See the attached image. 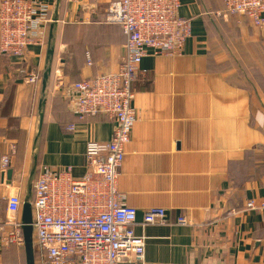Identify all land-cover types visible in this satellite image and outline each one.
<instances>
[{
    "label": "crops",
    "instance_id": "obj_1",
    "mask_svg": "<svg viewBox=\"0 0 264 264\" xmlns=\"http://www.w3.org/2000/svg\"><path fill=\"white\" fill-rule=\"evenodd\" d=\"M33 1L50 9L43 44L20 58L0 55V161H10L0 165V264H26L23 246L1 243L6 198L31 204L43 167H70L81 179L86 144L111 138L106 117L77 119L65 100L69 85L116 72L124 55L121 29L103 21L114 0ZM180 2L191 36L181 55L148 53L140 63L137 120L117 189L136 210L142 264H264V219L246 209L264 202V28L215 18L221 0ZM30 74L36 83L26 81ZM154 208L164 210L165 223L143 225Z\"/></svg>",
    "mask_w": 264,
    "mask_h": 264
},
{
    "label": "built area",
    "instance_id": "obj_2",
    "mask_svg": "<svg viewBox=\"0 0 264 264\" xmlns=\"http://www.w3.org/2000/svg\"><path fill=\"white\" fill-rule=\"evenodd\" d=\"M223 10L215 18L239 16L258 29L264 28V0H221ZM180 0H114L104 23L120 27L124 55L113 73L94 76L69 85L65 100L79 121L104 116L113 123L107 142L90 141L84 152L85 175L78 180L72 170L41 168L33 186L32 229L40 264H142L144 238L134 234L136 210L123 203L117 189L119 168L137 120L133 84L142 59L179 56L191 36V20L179 16ZM50 9L33 0H0V55L20 58L29 46L43 44L42 31L52 22ZM89 63V62H88ZM30 74L26 81L36 83ZM58 79V85L62 86ZM73 131V126L67 128ZM10 165L9 157L0 161ZM4 246H23L22 202L6 198ZM264 219V202L246 203ZM165 223L163 209L143 214V225ZM177 224L185 225L184 217Z\"/></svg>",
    "mask_w": 264,
    "mask_h": 264
},
{
    "label": "water",
    "instance_id": "obj_3",
    "mask_svg": "<svg viewBox=\"0 0 264 264\" xmlns=\"http://www.w3.org/2000/svg\"><path fill=\"white\" fill-rule=\"evenodd\" d=\"M54 22V21H53ZM53 25L51 26V30ZM52 34L50 33L49 39L51 40ZM51 55V50L49 51ZM49 69L43 74L42 78V90H45ZM32 210L29 202L22 204L21 210V229L23 237V248L25 252L26 264H34V246H33V229H32Z\"/></svg>",
    "mask_w": 264,
    "mask_h": 264
},
{
    "label": "rangeland",
    "instance_id": "obj_4",
    "mask_svg": "<svg viewBox=\"0 0 264 264\" xmlns=\"http://www.w3.org/2000/svg\"><path fill=\"white\" fill-rule=\"evenodd\" d=\"M33 246H34V264H40L38 248L36 243L34 242V237H33Z\"/></svg>",
    "mask_w": 264,
    "mask_h": 264
},
{
    "label": "trees",
    "instance_id": "obj_5",
    "mask_svg": "<svg viewBox=\"0 0 264 264\" xmlns=\"http://www.w3.org/2000/svg\"><path fill=\"white\" fill-rule=\"evenodd\" d=\"M119 27V26H118ZM120 28V27H119Z\"/></svg>",
    "mask_w": 264,
    "mask_h": 264
}]
</instances>
